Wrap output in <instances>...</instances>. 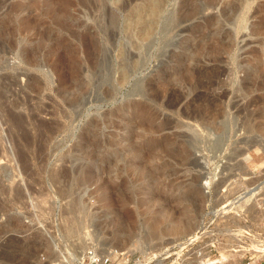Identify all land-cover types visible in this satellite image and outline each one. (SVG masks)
Returning a JSON list of instances; mask_svg holds the SVG:
<instances>
[{"label": "rangeland", "instance_id": "1", "mask_svg": "<svg viewBox=\"0 0 264 264\" xmlns=\"http://www.w3.org/2000/svg\"><path fill=\"white\" fill-rule=\"evenodd\" d=\"M153 1L0 0V264L264 226V0Z\"/></svg>", "mask_w": 264, "mask_h": 264}, {"label": "built area", "instance_id": "2", "mask_svg": "<svg viewBox=\"0 0 264 264\" xmlns=\"http://www.w3.org/2000/svg\"><path fill=\"white\" fill-rule=\"evenodd\" d=\"M246 217L205 214L191 234L155 251L136 255L92 248L88 256L101 264H264V226H249Z\"/></svg>", "mask_w": 264, "mask_h": 264}, {"label": "bare ground", "instance_id": "3", "mask_svg": "<svg viewBox=\"0 0 264 264\" xmlns=\"http://www.w3.org/2000/svg\"><path fill=\"white\" fill-rule=\"evenodd\" d=\"M153 1V0H152ZM183 1V0H182ZM201 1V0H200ZM204 1V0H203ZM218 1L219 0H205V4L207 5V6H209V7H213L215 4H217L218 3ZM234 1V0H233ZM232 1V2H233ZM235 1H237V0H235ZM154 2V1H153ZM188 3H185V7H184V9H183V11H182V13H181V11H180V16L179 17H182L181 19L183 20V18L185 17H189V15H192V14H195L198 10H199V8H200V5L197 3V0H188L187 1ZM223 2V1H222ZM230 2V1H229ZM231 2V3H232ZM245 2V1H244ZM235 3V2H234ZM239 3H242V2H239ZM182 4V3H181ZM24 5V4H23ZM187 5V6H186ZM203 5V4H202ZM222 5V4H221ZM238 5V4H237ZM182 6V5H181ZM227 6V5H226ZM202 7V6H201ZM157 10V9H156ZM201 11V10H200ZM150 14V13H149ZM191 17V16H190ZM216 18V17H215ZM207 20V22H206V25L205 26H207V27H212V26H216L217 24V21L215 22V20L216 19H214V17H212L211 15L206 19ZM220 28V27H219ZM203 30V29H202ZM212 30V29H211ZM211 30H210V33H211V35H212V37L215 39V42L216 41H219V37H218V34H215V31H212L211 32ZM204 31V30H203ZM209 32V31H208ZM210 33H209V35H210ZM217 33V32H216ZM220 33V32H219ZM224 33V32H223ZM228 33V32H227ZM204 34V33H203ZM225 34V33H224ZM202 35V34H201ZM208 35V34H207ZM220 35V34H219ZM205 35H203V37H204ZM226 36V35H225ZM202 37V36H201ZM202 37V38H203ZM211 37V38H212ZM227 37V36H226ZM212 38V39H213ZM200 39V38H199ZM210 41H212V40H210ZM214 43V42H213ZM217 43V42H216ZM223 45V44H222ZM216 46V45H215ZM212 52V51H211ZM220 55V54H219ZM214 56V55H213ZM217 56V55H216ZM215 56V57H216ZM214 57V58H215ZM210 58V57H209ZM221 58V57H220ZM219 60V59H218ZM217 60V61H218ZM212 61H213V59H212ZM211 61V62H212ZM187 62V61H186ZM208 62H210V61H208ZM214 62V61H213ZM201 63V62H200ZM202 64V63H201ZM209 65V64H208ZM192 73V72H191ZM189 74V73H188ZM185 75V74H184ZM188 76V75H187ZM166 77V76H165ZM164 77V78H165ZM183 78V77H182ZM188 78H186V81H188L187 80ZM181 81H182V79H181ZM185 81V80H184ZM180 83H182L181 84V86H184L183 88H185V85H184V83H186V82H179V84ZM178 84V85H179ZM186 84H188V83H186ZM169 85V84H168ZM176 85V84H175ZM174 88V87H173ZM187 88V87H186ZM190 88V87H189ZM194 88V87H193ZM165 89V88H164ZM152 90V89H151ZM163 90V89H162ZM183 90V89H182ZM189 90V89H188ZM197 95V94H196ZM220 95V94H219ZM149 106V105H148ZM211 109V108H210ZM187 110V109H186ZM191 111V110H190ZM189 111V112H190ZM197 110H195V112H196ZM213 111V110H212ZM188 111H186V113H187ZM193 112L194 111H191V113H190V115H188V114H185V116L186 117H193V119H197V118H200V119H202V120H204V121H206V120H209V119H212V118H214V116H213V114L209 111V110H206V112L204 113H201V112H199V113H201V114H193ZM216 117V116H215ZM209 183V179H206L205 181H204V184H208ZM258 186V185H257ZM256 188L257 187H254V188H251V189H248V191L246 192V196H247V198L246 199H248V198H250V197H252L254 194H255V191H256ZM223 207H225V206H223ZM173 227H172V230L174 229V231L175 230H177L178 228H179V225H172ZM138 246H139V244H138ZM137 245L136 246H134V243L133 242H131V243H129V244H125V245H123V246H121V247H119L118 249H127V251L126 252H129L133 247H138ZM151 248H153V247H151ZM158 249V248H157ZM156 250V249H155ZM147 251H150V250H144V252H147ZM152 251V250H151ZM154 251V250H153Z\"/></svg>", "mask_w": 264, "mask_h": 264}]
</instances>
